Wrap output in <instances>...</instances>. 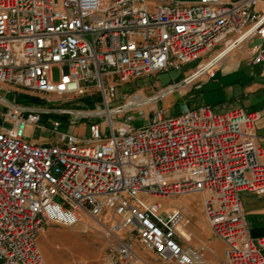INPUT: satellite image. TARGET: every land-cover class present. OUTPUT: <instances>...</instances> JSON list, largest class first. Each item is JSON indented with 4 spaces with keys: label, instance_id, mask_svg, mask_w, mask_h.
<instances>
[{
    "label": "built area",
    "instance_id": "built-area-1",
    "mask_svg": "<svg viewBox=\"0 0 264 264\" xmlns=\"http://www.w3.org/2000/svg\"><path fill=\"white\" fill-rule=\"evenodd\" d=\"M262 2L0 0V264H46L38 244L44 225L74 226L83 213L112 220L103 264H135V241L167 263L204 264L184 210L165 214L162 202L147 199L194 193L203 197L227 263L264 264V237H253L241 200L244 191L264 194L262 113L184 101L178 115L157 108L135 128L137 106L111 109L109 101L116 86L180 70L220 46L207 70L200 71L202 60L181 84L194 83L224 52L250 40H260L253 62L263 63L264 10H256ZM64 97L103 101L111 132L94 122L81 139L61 131L56 119L54 142L31 140L29 125L45 129L44 114L70 111L43 102Z\"/></svg>",
    "mask_w": 264,
    "mask_h": 264
},
{
    "label": "rangeland",
    "instance_id": "rangeland-1",
    "mask_svg": "<svg viewBox=\"0 0 264 264\" xmlns=\"http://www.w3.org/2000/svg\"><path fill=\"white\" fill-rule=\"evenodd\" d=\"M152 2L156 0H151ZM212 53L204 56V60H196L190 62L186 67L180 70L171 69L166 72L155 73L147 77L131 80V82L124 83L115 87V98L109 97L111 109L122 104H127L129 100L136 101L139 95L148 99L145 105L134 107L131 113L134 116L132 126L138 128L144 125L150 114L157 108H165L167 115H178L181 111V103L187 100L191 94L194 83L181 84L182 81L198 69L199 63L208 60ZM54 78L58 79L60 75L59 68H55ZM201 78V77H200ZM179 85L174 87L175 85ZM174 87L171 91L168 89ZM108 94H111L110 84H108ZM126 97V98H125ZM9 99L14 102H22L25 96L18 97L16 95H9ZM44 107L55 110H70L65 113H48L43 115V122L46 124L45 129L35 128L34 125H29L26 134L31 140H36L39 143H52L56 140V135L52 132L54 120L62 122L60 128L63 132H70L78 135L81 139L90 137V124L94 122L100 123L103 133H110V126L108 123V114L104 113L106 105L103 101L94 98H76L64 97L54 99L53 102H43ZM143 107V108H141ZM0 109L4 107L0 104ZM78 112L82 113L79 114ZM84 113V114H83ZM92 113V114H85ZM123 114V113H122ZM115 114L113 119L118 121L119 116ZM70 118L76 121L75 126L70 125ZM3 125V119L0 117V127ZM149 202L154 200L162 202L164 206V213H168L176 208H179L182 201H185L193 211H198L201 206V198L199 196L185 195L183 197L175 196L171 198H157L148 197ZM206 216V215H205ZM88 227L79 233H74L70 230H56L49 232L47 238H42L40 234L44 229L48 231L49 227H67L64 225L49 223L44 225L39 234V245L43 252L44 257L48 260L49 264L56 262H67L73 259V248L65 243H70L75 239L81 241L91 253L83 252L85 256L93 258V264H99L100 247L102 245V227L89 217L87 220ZM214 233V232H213ZM220 239V238H219ZM42 241V242H41ZM194 236L192 235L191 244L194 245ZM42 243V244H41ZM196 246V245H195ZM138 248L140 251L138 252ZM203 249L205 261L204 264H228L224 255L223 260L217 258L213 250L207 247H198ZM135 249L137 252V260L135 264H173L167 263L162 260L159 255L153 250L145 248L141 243L135 241Z\"/></svg>",
    "mask_w": 264,
    "mask_h": 264
},
{
    "label": "crops",
    "instance_id": "crops-1",
    "mask_svg": "<svg viewBox=\"0 0 264 264\" xmlns=\"http://www.w3.org/2000/svg\"><path fill=\"white\" fill-rule=\"evenodd\" d=\"M223 1L231 2L233 0ZM256 10H264V2L260 3L256 7ZM259 41V39L247 41L220 58L209 73L199 78L190 92L191 94L185 101L192 107L209 104L218 112H225L232 108L260 111L262 117L257 124V141L264 148V62L260 64L253 62L254 48ZM222 49L223 46H220L211 55L217 54ZM192 195L201 198L202 203L199 210L193 211L185 201H182L179 208L184 210L190 221L188 230L194 236L195 242L193 246L207 247L214 251L217 258L223 260L225 245L210 228L205 216L203 197L200 193H194ZM183 196L185 195L179 197ZM241 200L246 218L252 226L253 237H264V194L244 191L241 193ZM89 217L95 219L103 230L100 257L98 259L99 264H103L108 250V243L104 237V231L112 223L111 218L107 214L95 217L83 213L82 219L78 224L67 227H49L48 231L44 229L40 236L42 235V238H47L49 232L56 230H70L74 233H79L85 230L86 227L88 229L90 228L87 224ZM40 236H38V244ZM65 245L72 246L74 250L73 259L67 262L61 261L52 264H93V258L83 254L84 251L87 253H91L92 251L88 250L87 246L81 241L75 239L70 243H65ZM137 251L139 252L140 249L138 248ZM45 260L46 264H49L46 258Z\"/></svg>",
    "mask_w": 264,
    "mask_h": 264
},
{
    "label": "bare ground",
    "instance_id": "bare-ground-1",
    "mask_svg": "<svg viewBox=\"0 0 264 264\" xmlns=\"http://www.w3.org/2000/svg\"><path fill=\"white\" fill-rule=\"evenodd\" d=\"M232 49H228L226 52H224V54H220L221 55V57L220 58H222L224 55H226L228 52H230ZM215 55H217V54H215ZM219 55V56H220ZM219 58V59H220ZM214 62H213V60H211V59H208V60H205V61H203L202 62V65H201V70L200 71H202V70H207L212 64H213ZM147 100L148 99H145L142 95H139V99H137L136 101H132V100H129L130 102H129V105L127 106V108H129V107H133V106H143V105H145V103L147 102ZM141 108H143V107H141ZM78 255V254H77ZM85 264V263H84Z\"/></svg>",
    "mask_w": 264,
    "mask_h": 264
},
{
    "label": "trees",
    "instance_id": "trees-1",
    "mask_svg": "<svg viewBox=\"0 0 264 264\" xmlns=\"http://www.w3.org/2000/svg\"><path fill=\"white\" fill-rule=\"evenodd\" d=\"M24 101H33V102H39V99L36 98V97H28V96H25V99H23Z\"/></svg>",
    "mask_w": 264,
    "mask_h": 264
}]
</instances>
